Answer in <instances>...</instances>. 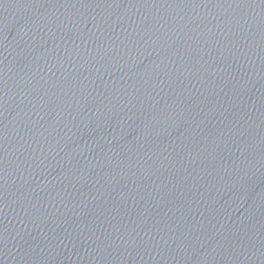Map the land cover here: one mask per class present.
Masks as SVG:
<instances>
[{
  "label": "water",
  "instance_id": "water-1",
  "mask_svg": "<svg viewBox=\"0 0 264 264\" xmlns=\"http://www.w3.org/2000/svg\"><path fill=\"white\" fill-rule=\"evenodd\" d=\"M0 264H264L260 0H0Z\"/></svg>",
  "mask_w": 264,
  "mask_h": 264
},
{
  "label": "snow or ice",
  "instance_id": "snow-or-ice-1",
  "mask_svg": "<svg viewBox=\"0 0 264 264\" xmlns=\"http://www.w3.org/2000/svg\"><path fill=\"white\" fill-rule=\"evenodd\" d=\"M261 4L264 5V0H260Z\"/></svg>",
  "mask_w": 264,
  "mask_h": 264
}]
</instances>
